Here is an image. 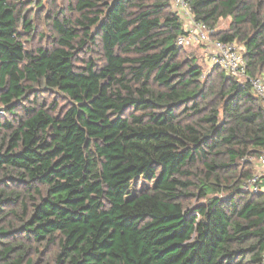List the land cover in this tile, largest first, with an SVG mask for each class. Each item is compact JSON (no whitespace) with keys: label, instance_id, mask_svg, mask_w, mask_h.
Here are the masks:
<instances>
[{"label":"trees","instance_id":"1","mask_svg":"<svg viewBox=\"0 0 264 264\" xmlns=\"http://www.w3.org/2000/svg\"><path fill=\"white\" fill-rule=\"evenodd\" d=\"M71 1L55 47L30 51L25 4L0 0V264H263L264 195L242 190L264 151L259 97L214 67L213 106L169 0ZM187 1L212 30L233 20L212 39L244 41L264 79V0ZM89 45L103 65H77Z\"/></svg>","mask_w":264,"mask_h":264},{"label":"rangeland","instance_id":"2","mask_svg":"<svg viewBox=\"0 0 264 264\" xmlns=\"http://www.w3.org/2000/svg\"><path fill=\"white\" fill-rule=\"evenodd\" d=\"M15 3L20 1L25 4L24 14L28 19L32 20L34 27V32L30 35L25 36V41H28L26 47L30 51H34L37 48L53 49L56 45V34L52 27L51 18L58 14L60 18H76L75 14L69 10V6L73 1L71 0H13ZM233 25V20L231 18L223 19L215 28V34L224 33L231 30ZM186 31V27H184ZM20 31L23 33L25 31L23 26H20ZM212 38V36H211ZM215 41V40H213ZM237 47L239 51L245 55V43L244 41H238ZM91 47V52L88 50ZM86 47L83 52H80L77 56V65L83 67L86 62L93 61L97 65H103V54L98 45H89ZM185 53L182 56L183 60H195V64L202 68L203 76L202 83L207 85V90L213 92L208 96V100L213 104L220 107L222 105L221 97L215 96L220 87V79L218 72H213L214 67L212 63V52L207 43H203L198 40V37L195 36L193 42L185 47ZM89 52V53H86ZM248 70V68H247ZM260 74L256 75L259 76ZM249 77L247 76L242 78H236L240 84H246ZM213 88V89H212ZM36 93L39 95L40 102L51 105L57 103L61 108H66L70 104L69 100L62 94L56 91H49L45 88H36ZM261 103L264 105V99L259 98ZM4 108L3 106H0ZM1 116V118H5ZM192 203H196V200H193Z\"/></svg>","mask_w":264,"mask_h":264},{"label":"built area","instance_id":"3","mask_svg":"<svg viewBox=\"0 0 264 264\" xmlns=\"http://www.w3.org/2000/svg\"><path fill=\"white\" fill-rule=\"evenodd\" d=\"M175 13L184 21L188 35L181 36L178 44L182 47L190 45L195 36L203 43H207L212 52L213 67H219L227 75L242 78L248 75L247 63L244 55L235 43H223L211 38L215 30L196 22L191 6L187 0H169ZM257 97L264 99V79L262 77H249L248 82ZM246 84H241L245 86ZM4 108L0 107V117L5 116ZM243 163L252 166V173L243 184L242 190L247 194L264 195V151L256 156L247 157ZM264 264V260H263Z\"/></svg>","mask_w":264,"mask_h":264}]
</instances>
